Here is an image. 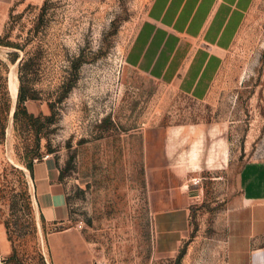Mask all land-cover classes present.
<instances>
[{
	"label": "rangeland",
	"instance_id": "1",
	"mask_svg": "<svg viewBox=\"0 0 264 264\" xmlns=\"http://www.w3.org/2000/svg\"><path fill=\"white\" fill-rule=\"evenodd\" d=\"M150 2L0 5V39L12 44L0 45V264H51L45 236L58 226L41 219L30 181L46 154L66 189L65 225L84 232L93 264H224L238 174L264 160V0L204 101L127 66ZM20 87L26 114L15 118ZM162 127L178 131L167 154L178 149L175 173L188 179L187 228L173 247L156 228L144 167V131Z\"/></svg>",
	"mask_w": 264,
	"mask_h": 264
},
{
	"label": "crops",
	"instance_id": "2",
	"mask_svg": "<svg viewBox=\"0 0 264 264\" xmlns=\"http://www.w3.org/2000/svg\"><path fill=\"white\" fill-rule=\"evenodd\" d=\"M8 1L0 0V5ZM253 2L151 0L126 50L127 66L204 101ZM177 132L162 127L147 128L143 134L156 228L168 231L172 247L185 233L188 217L187 173L185 179L175 173L177 148L167 154V147L174 149L172 144L180 139ZM30 181L41 219L58 226L45 236L51 264H93L84 232L65 225L69 219L66 189L50 155L31 164ZM224 264H264V160L248 162L238 174V195L226 212Z\"/></svg>",
	"mask_w": 264,
	"mask_h": 264
},
{
	"label": "trees",
	"instance_id": "3",
	"mask_svg": "<svg viewBox=\"0 0 264 264\" xmlns=\"http://www.w3.org/2000/svg\"><path fill=\"white\" fill-rule=\"evenodd\" d=\"M0 45L4 46H12V44L9 41H4L3 39H0ZM11 55L13 56V60H17L19 55L17 52H11ZM26 100V97L24 95L23 87H20L18 97H17V106L16 111L14 112V117L17 118L18 114L21 112L23 114H26V110L23 106V102ZM31 167V165H30Z\"/></svg>",
	"mask_w": 264,
	"mask_h": 264
},
{
	"label": "built area",
	"instance_id": "4",
	"mask_svg": "<svg viewBox=\"0 0 264 264\" xmlns=\"http://www.w3.org/2000/svg\"><path fill=\"white\" fill-rule=\"evenodd\" d=\"M48 155L46 154V155H44V156H42V158H46ZM37 159H35L34 161H36Z\"/></svg>",
	"mask_w": 264,
	"mask_h": 264
}]
</instances>
